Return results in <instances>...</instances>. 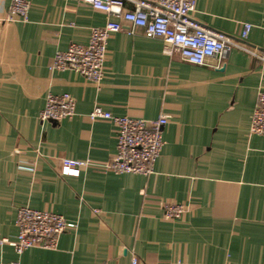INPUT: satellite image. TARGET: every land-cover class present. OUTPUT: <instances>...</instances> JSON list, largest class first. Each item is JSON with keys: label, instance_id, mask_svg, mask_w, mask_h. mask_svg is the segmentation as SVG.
Here are the masks:
<instances>
[{"label": "crops", "instance_id": "1", "mask_svg": "<svg viewBox=\"0 0 264 264\" xmlns=\"http://www.w3.org/2000/svg\"><path fill=\"white\" fill-rule=\"evenodd\" d=\"M28 21L0 0V241L18 235L21 207L77 223L56 249L18 255L0 243V264H264V136L251 135L264 63L240 49L207 65L164 52V42L115 33L98 86L78 72L51 70L58 51L87 45L109 18L78 0H28ZM192 18L264 54V0H197ZM70 93L76 114L41 124L48 94ZM96 106L115 116H170L154 172L106 169L117 125L92 121ZM61 159L88 163L61 174ZM183 204L167 219L163 204Z\"/></svg>", "mask_w": 264, "mask_h": 264}, {"label": "built area", "instance_id": "2", "mask_svg": "<svg viewBox=\"0 0 264 264\" xmlns=\"http://www.w3.org/2000/svg\"><path fill=\"white\" fill-rule=\"evenodd\" d=\"M94 10L107 15L109 20L103 27L91 30L89 43H71L65 51H58L50 65L51 70H74L90 82L100 85L104 77L108 42L115 33L124 31L135 35L141 29L146 37L159 38L164 42V52L169 56L179 55L181 60L193 65H207L211 58L222 59L233 49H240L259 58L264 63V54L246 47V40L254 25L243 23L238 41L223 32L205 27L192 18L197 0H78ZM31 4L28 0H11L12 14L24 21L29 19ZM76 114V100L70 93L47 96L46 104L39 114V121L60 122ZM92 121L108 119L118 127L117 151L106 169L118 173L150 175L161 155L164 129L170 116L161 115L156 120L115 116L96 106L89 115ZM250 134L264 136V91L258 92L257 104L251 120ZM82 161L61 159V174L78 176ZM167 219H180L187 212L183 204H163ZM16 240L3 239L1 244H10L18 255L27 249L38 247L56 249L59 237L69 230H76L77 223L66 220L53 211L21 207L17 213ZM10 264H21L15 261ZM129 264H141L132 255Z\"/></svg>", "mask_w": 264, "mask_h": 264}]
</instances>
